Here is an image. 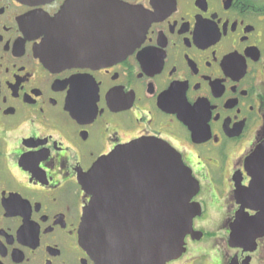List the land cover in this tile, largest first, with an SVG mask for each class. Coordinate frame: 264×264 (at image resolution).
I'll return each mask as SVG.
<instances>
[{"label":"flooded vegetation","instance_id":"flooded-vegetation-1","mask_svg":"<svg viewBox=\"0 0 264 264\" xmlns=\"http://www.w3.org/2000/svg\"><path fill=\"white\" fill-rule=\"evenodd\" d=\"M115 1L138 33L108 59L109 0H0V264H99L80 179L142 139L179 152L198 184L185 250L166 264H264V235L232 233L257 149L264 165V0ZM120 185L124 213L142 212V187Z\"/></svg>","mask_w":264,"mask_h":264},{"label":"water","instance_id":"water-1","mask_svg":"<svg viewBox=\"0 0 264 264\" xmlns=\"http://www.w3.org/2000/svg\"><path fill=\"white\" fill-rule=\"evenodd\" d=\"M108 5L110 20L106 25V44L109 48L107 58L111 59L124 55L134 42L130 27H134L135 33L138 30L132 21L135 10L128 4L109 0ZM69 8V5L63 6L53 19L54 25H59ZM95 29L103 31L105 28L95 25L92 34ZM53 31L51 39L57 45L74 47L71 28L59 32L57 27ZM94 37L104 40L105 34L98 32ZM261 159V149H257L250 163L251 183L237 192L241 209L233 223L232 233L248 234L251 241L264 235V165ZM92 167L80 179L82 189L91 199L83 208L81 218L82 243L91 256L99 264H166L179 257L185 250L184 236L192 231V219L200 211L199 205L190 202L198 184L182 163L179 152L166 142L135 140L101 157ZM123 179L142 187L143 211L139 214L137 211L124 213V202L114 197L122 188ZM244 208L254 209L255 215L248 216Z\"/></svg>","mask_w":264,"mask_h":264}]
</instances>
